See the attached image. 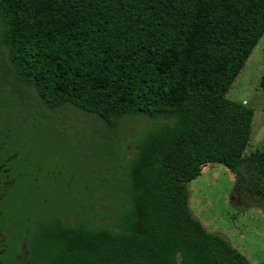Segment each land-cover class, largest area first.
Here are the masks:
<instances>
[{
  "label": "trees",
  "instance_id": "1",
  "mask_svg": "<svg viewBox=\"0 0 264 264\" xmlns=\"http://www.w3.org/2000/svg\"><path fill=\"white\" fill-rule=\"evenodd\" d=\"M263 36L264 0H0L11 261L24 241L28 264H251L193 215L189 183L221 164L232 201L263 207L264 149L244 156L254 111L227 98ZM71 109L111 158L36 162L28 130Z\"/></svg>",
  "mask_w": 264,
  "mask_h": 264
},
{
  "label": "rangeland",
  "instance_id": "2",
  "mask_svg": "<svg viewBox=\"0 0 264 264\" xmlns=\"http://www.w3.org/2000/svg\"><path fill=\"white\" fill-rule=\"evenodd\" d=\"M263 75L264 36L227 93L228 99L246 104L254 111L251 139L244 156L264 149V93L260 87ZM62 115L63 118L49 123L43 130H28L27 139L36 162L52 169H73L94 167L99 161L111 158L113 148L106 147V142L96 146L99 139L90 133L96 129L93 119L75 109L65 110ZM127 124L138 126L139 120L132 119ZM75 128L80 131L76 132ZM125 148L127 154L132 150L127 143ZM236 184L235 175L227 167L208 164L201 176L189 183L190 208L207 231L225 237L251 264H264V202H260L263 207L251 205L240 209L239 205L252 204L254 200L242 203L236 200V205L232 201ZM59 192L57 187L47 191L62 201ZM56 200L52 204H57Z\"/></svg>",
  "mask_w": 264,
  "mask_h": 264
},
{
  "label": "flooded vegetation",
  "instance_id": "3",
  "mask_svg": "<svg viewBox=\"0 0 264 264\" xmlns=\"http://www.w3.org/2000/svg\"><path fill=\"white\" fill-rule=\"evenodd\" d=\"M0 134V207L4 206L3 201H7L11 188V141L7 137H1ZM4 139V140H3ZM240 200H247L243 195L239 196ZM13 229L11 228V210L7 208L0 209V264H15L11 261V246H16L11 237ZM22 251L15 255V261L21 264H28L27 252L24 241L20 243Z\"/></svg>",
  "mask_w": 264,
  "mask_h": 264
}]
</instances>
